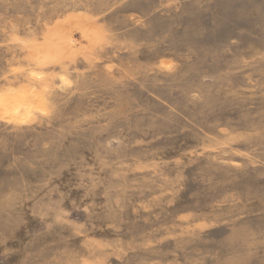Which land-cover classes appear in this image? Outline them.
<instances>
[{
	"label": "rangeland",
	"instance_id": "374dc122",
	"mask_svg": "<svg viewBox=\"0 0 264 264\" xmlns=\"http://www.w3.org/2000/svg\"><path fill=\"white\" fill-rule=\"evenodd\" d=\"M0 264H264V0H0Z\"/></svg>",
	"mask_w": 264,
	"mask_h": 264
}]
</instances>
